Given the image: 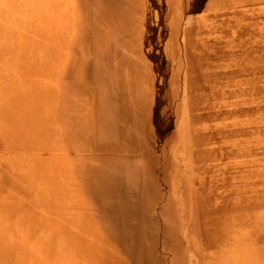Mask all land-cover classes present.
<instances>
[{"label":"crops","instance_id":"obj_1","mask_svg":"<svg viewBox=\"0 0 264 264\" xmlns=\"http://www.w3.org/2000/svg\"><path fill=\"white\" fill-rule=\"evenodd\" d=\"M118 1L0 0V162L23 163L37 185L50 179L47 210L62 231L50 240L72 242L71 251L89 243L65 264L148 263L146 228L160 207L153 125H165L171 107L152 103L160 93L156 67L173 61L151 58L150 48L160 43L164 12L154 27L148 0H125L126 18ZM170 1L169 20L177 7L181 18L201 12L199 0ZM29 6L42 11L24 22L17 15ZM162 77L169 97L172 79ZM198 240L199 264H264L263 218L203 226Z\"/></svg>","mask_w":264,"mask_h":264},{"label":"rangeland","instance_id":"obj_2","mask_svg":"<svg viewBox=\"0 0 264 264\" xmlns=\"http://www.w3.org/2000/svg\"><path fill=\"white\" fill-rule=\"evenodd\" d=\"M202 1L197 15L181 18L177 7L176 20L166 17L174 2H146L154 27L159 25V12H164L158 53L151 47V58L159 59L161 53L173 61L165 70L160 63L156 67L161 68L160 93L152 106L160 101L161 108L167 100L171 109H166L165 125H153L158 138L155 153L161 157L156 174L161 202L158 210L150 211L151 223L156 224L146 228V264L151 254L161 264H199L200 228L264 219V0H208L205 5ZM118 4L120 16L126 18L131 3ZM40 11L29 6L17 16L31 22V15ZM112 12L108 10L109 15ZM181 27L179 36L174 30ZM163 73L172 79L167 85L168 91L172 87L169 97L164 96ZM131 85L135 90L147 88L142 83ZM2 162L0 264H65L69 256L79 260L73 249L81 246L84 253L89 243L83 247L76 242L71 251L72 242L50 240L51 234L62 233L52 223L56 219L50 222L47 210L50 191L44 188L50 179L37 185L24 177L23 163ZM150 165L158 167L152 161Z\"/></svg>","mask_w":264,"mask_h":264}]
</instances>
